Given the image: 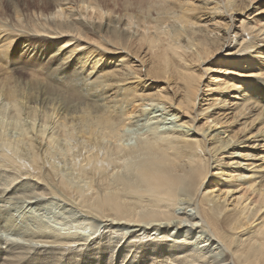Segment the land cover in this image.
Returning a JSON list of instances; mask_svg holds the SVG:
<instances>
[{
  "label": "bare ground",
  "instance_id": "obj_1",
  "mask_svg": "<svg viewBox=\"0 0 264 264\" xmlns=\"http://www.w3.org/2000/svg\"><path fill=\"white\" fill-rule=\"evenodd\" d=\"M37 1L44 6L27 14L18 0H3L17 18L0 21L14 30L24 59L10 71L0 65V264H264V172L256 185L237 179L225 184L227 190H246L232 211L201 192L221 155L236 154L241 144L264 151V77L258 73L261 78L249 84H231L237 89L227 99L188 116L204 84L185 70L189 60L206 64L222 55L233 59L223 62L229 75L232 67L253 60L251 51L264 53V28L251 24L263 0H106L103 8L85 0ZM193 5L227 16L226 36L222 23L210 28L204 23L211 19L194 21ZM132 32L162 50L161 68L153 64L145 73L171 76L170 57L180 59L174 79L183 82L176 92L182 98H162L182 111L181 120L189 118L185 123H175L174 115L165 118L172 120L169 126H160L157 114L150 128H134L148 107L166 111L164 103L136 90L131 95L134 86L126 85L134 82L135 70L112 60L99 68V54L86 51L103 48L82 38L95 33L100 43L126 48ZM63 36L88 45L55 49ZM229 47L238 48L223 54ZM227 83L213 78L207 90H225ZM224 112L231 115L222 120ZM200 116L205 128L197 126ZM233 123L241 134L222 137ZM229 172L222 170L219 179ZM47 197L105 225L83 236L16 224L13 200L42 205ZM245 225L254 229L243 230Z\"/></svg>",
  "mask_w": 264,
  "mask_h": 264
},
{
  "label": "rangeland",
  "instance_id": "obj_2",
  "mask_svg": "<svg viewBox=\"0 0 264 264\" xmlns=\"http://www.w3.org/2000/svg\"><path fill=\"white\" fill-rule=\"evenodd\" d=\"M20 4V9L24 12L29 14L31 10L40 5L44 6L43 4H39L37 0H18ZM86 4L88 2H91L94 5H99L102 8L104 7V4L108 1L106 0H85ZM135 1V0H132ZM143 2H147V0H142ZM264 2V0L262 1ZM110 5H114L115 2H109ZM198 3V2H196ZM241 5L236 6L237 9H239ZM194 7V21H199L204 23V20L206 21L207 19H211L210 21L205 22L204 24L208 25L210 28L213 27V25H216L218 23H222V29H221V37L222 35L226 36V31H225V24L226 22L229 21L227 16H223L220 14H212L209 11L204 10L202 12L200 8L198 9L196 5H193ZM120 11H121V6L119 5ZM221 9V8H220ZM90 11H94L92 9H89ZM196 11V12H195ZM257 13L256 16H254L253 20L251 21V24L258 27L264 28V3L260 6L259 10L255 11ZM261 12V13H260ZM95 13V12H91ZM216 16V17H215ZM241 16V15H240ZM19 17V15H18ZM212 17H215L212 19ZM8 19L9 21H15L17 16H10V10L9 8L4 4L3 0H0V21L5 22V19ZM201 18V19H200ZM198 19V20H197ZM203 20V21H201ZM98 22V20H96ZM198 22V23H199ZM99 24V23H98ZM229 23H227L228 25ZM240 21H235L236 26H240ZM3 27L0 26V30ZM9 30V29H8ZM5 31V32H4ZM2 28V33L0 35H4L0 37V46L1 44L4 45V47H0L1 52L4 53L2 54L3 58L1 57V62L0 65L5 68V70L10 71L11 68L15 67L17 63L23 62L24 59L20 55V41L18 40V37L15 36L14 30H9V31ZM1 32V31H0ZM5 33V34H4ZM12 36H11V35ZM95 34V33H93ZM85 33V35L82 37L85 39V41H91L93 42L96 47L103 48V51L96 52L93 50V47L90 50H87L86 52H93L99 54V64L101 68L103 65L102 63H105L107 61L112 60L113 62H116V64H123L126 63V65L130 66L133 70H135L136 76L133 78V83L127 84L126 86H134L131 92V95L133 94L134 90H136V94L140 97H150V98H158V100H161L165 107L166 111H160L159 108L156 107H148L146 113L144 112V117L138 122V126H135L137 130H146L150 128L152 124V121L155 122L156 118L160 116H156L157 114H162L160 122L158 123L160 126H169L165 125L166 122L172 121V120H166L165 118H177L174 120L175 123L177 124H182L185 123L186 120H188V117H184L182 120L179 115L182 114V111H179L178 109H174L173 106H171L169 103H166L163 101L164 95L168 94H175V97L180 99L182 96H179L176 94L177 92V87L182 86L183 82L180 80H175L177 76H179L178 71L181 69V66H177V63L179 64L180 59L177 56H172L170 57L169 61L171 62L170 65H168L167 70L171 72L173 75L168 76V74L165 77H154L151 73H145V69L148 70L151 65L154 64V66L161 68V58L160 54L158 51H162L157 48H151L147 43L140 41L137 36L138 33L132 32L134 34V37L130 40V42L127 44L126 48H123L122 46H115L116 48L113 47V45H109L106 42H101L100 43V38L96 35ZM10 36V38H8ZM14 37V38H13ZM5 38V39H1ZM8 38V39H7ZM71 37L69 36H63V39H61V42H59V45L55 46V49L58 48V46H62V50L66 51L67 49H73L75 46L80 43L84 46L88 45L84 41H70ZM239 39V37L237 38ZM9 40V41H7ZM13 40V41H12ZM12 41V42H11ZM69 41V42H68ZM9 42V43H7ZM5 43V44H4ZM81 46V45H80ZM80 48V47H79ZM236 48H224L225 50L223 51V54L227 53L230 50H235ZM128 51H125V50ZM7 50V51H6ZM4 51V52H3ZM125 51V52H124ZM8 52V53H7ZM54 52V49H50L48 52L50 55ZM264 53H260L257 51H251V58H253L252 61L247 63L246 65H236L235 67H232V70H234L235 73H231L229 75H225L223 71H225V67H227L228 62L232 61L233 59L227 58V57H222L220 56H215L212 57L211 60L206 63V64H200L196 62L195 60H189V64L185 68L187 72H193L194 74L198 75L200 80L203 78V84L201 85L202 92H200V99L198 100V103L194 106V110H190V113L188 116H191L194 111H197L201 106H208L209 103L215 102L217 100H225L227 99V94L235 92L236 87H229L231 84H234L235 86L241 84H249V82L253 79H260L261 77L256 76L255 74L259 73V76L264 77V59L261 60L262 56ZM7 57V58H6ZM175 57V58H173ZM21 58V59H20ZM137 59L139 62H137ZM175 59V61L173 60ZM6 60L8 62H6ZM119 60H123L124 62H120ZM174 61V62H173ZM244 61H246V58H243V60H240L237 64H241ZM223 62H227V64H224ZM2 63V64H1ZM142 64V65H140ZM207 68V70H205ZM109 68L106 67L105 70H108ZM253 74V75H251ZM175 78V79H174ZM213 78H217L218 80H221L225 78L227 81L230 83H227V86L225 90L221 91H209L207 90L209 85L212 84ZM218 83L220 81H217ZM216 83V82H215ZM238 83V84H235ZM215 86V85H214ZM237 89V88H236ZM206 103V104H205ZM156 109V111H155ZM170 111V112H169ZM156 112V113H155ZM167 114H166V113ZM228 112L222 113L221 118L229 117L231 114H227ZM150 114V116H149ZM176 115V116H174ZM153 118V119H152ZM223 118L222 120H224ZM164 123L162 124V122ZM206 119L203 116H200L198 121H197V126L198 127H206ZM239 125L237 123H233L232 125H229V129L227 133L223 134L222 137L227 136L229 131L235 132ZM238 135L241 134L240 131H236ZM236 133V134H237ZM210 138V137H209ZM211 141H213L211 137ZM234 153L231 154H223L220 157H222V163L220 167L214 166L210 170V175L207 179V182L203 186L201 192L202 196H208L210 198L218 199L220 202L226 204V209L227 211H232L236 204L237 201L240 197H243L245 193V189L243 190H227L226 188V183L229 182L231 179H237V180H251L249 181L250 184L256 185L260 178L259 176L261 175L262 172H264V168L261 170V167L264 166V151L261 153L260 150L254 151L253 149H250L248 147H245L244 144H241L239 148H236L233 150ZM240 155H237L240 153ZM249 153H259L257 156L250 155ZM60 161V160H58ZM63 162L60 161L59 166H63ZM225 164H228L225 166ZM228 169V171L232 172L230 174H226L222 177V180L219 179L218 175H220V172L222 170ZM229 172V173H230ZM234 172V173H233ZM234 174H237L236 176L233 177ZM244 178V179H243ZM257 179L256 182L253 181V179ZM60 199L57 197H47L46 203L42 205H37L36 203L32 202L34 205H29L28 203L24 202L25 200H20V199H15L13 200L14 202V218H16L17 223L21 225L22 223L27 222L25 225H29L31 228L33 227L34 229H40L41 227L44 228V226H48V231H55L58 233H63V234H81L83 236L85 235H90L93 231H96L100 226L103 227L105 223L103 221L96 220L98 218H89L86 215H81L80 212L77 210H74V207H71V205L66 204L63 201H59ZM243 200V199H242ZM17 202V203H16ZM22 204H21V203ZM63 204H60V203ZM26 203V204H24ZM60 206H59V204ZM22 205V206H20ZM25 205V206H24ZM58 206V207H57ZM62 206V208H61ZM70 206V207H69ZM19 207V208H18ZM25 207V208H24ZM68 207V208H67ZM65 209V210H64ZM178 211H182V206H179L177 209ZM57 211V212H56ZM73 211V212H72ZM76 211V212H74ZM17 212V213H16ZM65 212V214H64ZM76 213V214H75ZM78 214V215H77ZM79 216V217H78ZM84 217V218H83ZM18 218V219H17ZM86 218V220H85ZM80 219V220H79ZM93 219V220H92ZM79 221V222H78ZM83 221V222H82ZM85 221V222H84ZM88 221V222H86ZM101 221V222H100ZM22 222V223H21ZM96 223V224H95ZM64 224V225H63ZM83 224V225H82ZM107 224V223H106ZM42 225V226H41ZM44 225V226H43ZM62 225V226H61ZM72 225V226H71ZM255 225V224H254ZM39 226V227H38ZM99 226V227H98ZM100 227V228H101ZM47 228V227H46ZM248 228V229H247ZM254 229V226H249L245 225L243 227V230H250ZM82 229V230H81ZM96 229V230H95ZM79 230V231H78ZM127 231V230H125ZM233 233L241 234L243 231L241 230H236ZM85 234V235H84ZM87 235V236H88ZM197 237L198 235H202L201 233L196 234ZM236 235V234H235ZM205 236V235H203ZM195 237L194 239H196ZM193 239V240H194Z\"/></svg>",
  "mask_w": 264,
  "mask_h": 264
}]
</instances>
